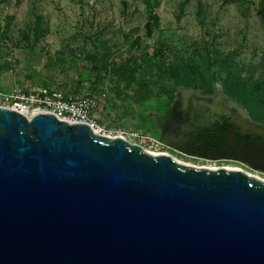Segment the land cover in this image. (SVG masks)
Returning a JSON list of instances; mask_svg holds the SVG:
<instances>
[{
    "label": "water",
    "instance_id": "water-1",
    "mask_svg": "<svg viewBox=\"0 0 264 264\" xmlns=\"http://www.w3.org/2000/svg\"><path fill=\"white\" fill-rule=\"evenodd\" d=\"M0 264H264V180L0 105Z\"/></svg>",
    "mask_w": 264,
    "mask_h": 264
},
{
    "label": "rangeland",
    "instance_id": "rangeland-1",
    "mask_svg": "<svg viewBox=\"0 0 264 264\" xmlns=\"http://www.w3.org/2000/svg\"><path fill=\"white\" fill-rule=\"evenodd\" d=\"M257 9L264 11V0H0V90L30 91L45 84L69 96L94 95L99 103L91 115L99 133L138 131L141 138L129 134L127 140L154 153H168L179 162L241 166L187 157L156 141L158 131L152 127L166 111L151 108L143 117L131 112L139 74L127 90L121 81L116 84L111 75H104L106 66L90 56L106 59L109 66L126 60L139 63L146 71L144 81L155 93L159 87L153 75L159 67L197 58L208 48L249 85L264 77V19ZM153 14L157 24L147 36L143 25ZM212 84L241 118L260 122L225 95L220 79ZM178 98V91L169 95L170 111L177 109ZM154 101L155 94L151 107ZM148 135L156 140L146 139ZM249 172L264 179V173Z\"/></svg>",
    "mask_w": 264,
    "mask_h": 264
},
{
    "label": "flooded vegetation",
    "instance_id": "flooded-vegetation-1",
    "mask_svg": "<svg viewBox=\"0 0 264 264\" xmlns=\"http://www.w3.org/2000/svg\"><path fill=\"white\" fill-rule=\"evenodd\" d=\"M186 88L193 91L183 96L181 105L167 109L153 124L158 141L187 157L241 165L205 167L236 168L260 178L249 170L264 173L263 122L241 118L233 103L215 93L213 84L209 89L198 84Z\"/></svg>",
    "mask_w": 264,
    "mask_h": 264
},
{
    "label": "trees",
    "instance_id": "trees-1",
    "mask_svg": "<svg viewBox=\"0 0 264 264\" xmlns=\"http://www.w3.org/2000/svg\"><path fill=\"white\" fill-rule=\"evenodd\" d=\"M122 13L125 12L126 3L122 1ZM257 12L264 19V11L257 9ZM151 20L144 23L143 28L147 36H151L154 26L157 24V15L150 16ZM137 36L131 46L138 42ZM219 54L214 55L208 48L199 51L197 58H189L186 61H176L167 67L158 68L154 76V83L159 87L153 92L150 85L144 81L145 69L138 64H131L128 60L118 61L117 64L109 66L106 59L96 58L93 55L90 59H97L100 64L106 66L104 75H111V79L118 84L122 82L123 88L129 90V84L139 74V84L133 94V109L131 112L139 117L151 108L158 112H165L168 109L169 95L175 93L180 87H192L196 84L204 89H209L214 79H220L224 92L231 98L236 99L246 108L251 117L257 121H264V77L247 85L240 74L229 67L227 60H222ZM98 66L94 65V68ZM166 79L167 82L163 81ZM161 79L163 83L161 82ZM164 79V80H165ZM155 94L154 104L150 105L152 96ZM125 95V94H124ZM171 97V96H170Z\"/></svg>",
    "mask_w": 264,
    "mask_h": 264
},
{
    "label": "built area",
    "instance_id": "built-area-1",
    "mask_svg": "<svg viewBox=\"0 0 264 264\" xmlns=\"http://www.w3.org/2000/svg\"><path fill=\"white\" fill-rule=\"evenodd\" d=\"M98 103L99 101L94 95L69 96L58 87L45 84L38 85L30 91L0 90L1 106L14 108L27 115L35 111H50L60 119L71 122H87L94 129L95 124L91 114L97 108ZM129 134H133L137 138L142 137L138 131L131 133L120 131L117 135L127 139L126 136ZM146 139L156 140L149 135Z\"/></svg>",
    "mask_w": 264,
    "mask_h": 264
},
{
    "label": "bare ground",
    "instance_id": "bare-ground-1",
    "mask_svg": "<svg viewBox=\"0 0 264 264\" xmlns=\"http://www.w3.org/2000/svg\"><path fill=\"white\" fill-rule=\"evenodd\" d=\"M96 129V128H95ZM154 153V152H153ZM190 164V163H189ZM197 166H199V165H197ZM205 167V166H204Z\"/></svg>",
    "mask_w": 264,
    "mask_h": 264
}]
</instances>
